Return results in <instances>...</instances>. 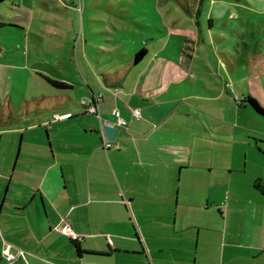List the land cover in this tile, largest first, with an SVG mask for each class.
I'll return each instance as SVG.
<instances>
[{"label":"crops","instance_id":"obj_1","mask_svg":"<svg viewBox=\"0 0 264 264\" xmlns=\"http://www.w3.org/2000/svg\"><path fill=\"white\" fill-rule=\"evenodd\" d=\"M235 1L201 0L198 14L210 26L198 20L200 39L214 35L208 28L221 18L247 13L252 35L264 30L254 28L264 23V0ZM191 14L198 18L193 7ZM232 26L250 46L239 55L253 46L262 61V41H248L245 24ZM60 79L69 86L0 115V229L25 250L13 260L0 255V264H264V129L241 101L251 93L264 105L259 94L225 96L201 81L211 94L198 106L154 81L137 86L139 99L124 81ZM100 92L96 110L87 111L80 97ZM114 108L128 123H115L107 147L101 128L115 119ZM55 112L70 115L54 119ZM66 220L82 234L83 252L59 229Z\"/></svg>","mask_w":264,"mask_h":264},{"label":"rangeland","instance_id":"obj_2","mask_svg":"<svg viewBox=\"0 0 264 264\" xmlns=\"http://www.w3.org/2000/svg\"><path fill=\"white\" fill-rule=\"evenodd\" d=\"M181 1L4 0L0 10L7 14L6 20H15L25 27L0 26V115L10 118L13 107L21 113L29 104L36 106L43 94L59 91L46 75L65 76L73 81H106V77L124 81L122 89L128 91L134 85L135 97L139 99L142 95L137 86L154 81L168 85L166 95L183 96L198 106L207 105L202 97L211 94L207 84L225 96H243L250 89L264 99V50L262 61L257 63L255 58L258 60L261 52L253 46L251 51L244 50L239 55V50L250 46L231 28L245 24L247 40H261L262 48L264 30L257 37L252 35L250 13L240 20L221 18L216 26L208 28L214 35L209 31V39H200L198 20L203 19L201 24L210 26L208 18L198 14L201 0H188L198 18ZM31 13L35 14L32 24ZM38 13L43 15L42 19ZM262 24L263 20L257 19L258 27L254 28L258 30ZM174 28L181 29L183 34L174 33ZM219 28L224 31L218 33ZM54 40L62 46L54 48L58 45ZM142 46L148 47L149 52L133 64L134 52ZM248 81L252 83L250 87L246 85ZM77 85L91 93L88 86ZM69 90L75 93L74 89ZM150 90L157 89H147ZM209 101L216 105V101ZM69 105L84 110L72 102ZM255 117V126L264 129V117ZM28 120L24 118L16 124Z\"/></svg>","mask_w":264,"mask_h":264},{"label":"built area","instance_id":"obj_3","mask_svg":"<svg viewBox=\"0 0 264 264\" xmlns=\"http://www.w3.org/2000/svg\"><path fill=\"white\" fill-rule=\"evenodd\" d=\"M99 96H101V92L95 94L94 97L92 96V97H84L83 98V101L90 103V105L88 107L89 111L93 112L96 110V108H97L96 101L99 98ZM133 111L135 114L140 113L139 108H134ZM113 114L115 115V119L108 120V122H111L113 124L118 123L120 125H125L128 123L127 119L120 113L119 109L114 108ZM69 115H70V113H68V112H65V113L55 112L53 117H54V119H59V118L66 117ZM101 132H102L103 144L107 147L110 146L112 143V139L107 136L103 127L101 128ZM59 229L62 232L68 234L73 239L79 240L82 238V234L80 232L76 231L72 227L71 223L67 220L63 221V223L60 225ZM0 239L2 241V245L0 248V255L2 257H4L6 260H13L16 257H18V255L22 254L25 251L23 247H14L13 244L11 242H9L4 237L1 229H0Z\"/></svg>","mask_w":264,"mask_h":264},{"label":"trees","instance_id":"obj_4","mask_svg":"<svg viewBox=\"0 0 264 264\" xmlns=\"http://www.w3.org/2000/svg\"><path fill=\"white\" fill-rule=\"evenodd\" d=\"M3 1L4 0H0V4ZM181 3L184 5V7L186 8L187 11L192 13V7L189 4L188 0H183V1H181ZM6 16H7V14H5L4 12H0V26H4L6 24H13V25L22 26L21 24L17 23L14 20H11V21L6 20V18H5ZM148 52H149V48L146 46H142L141 48L137 49L133 55V64H136L139 61L143 60V58L148 54ZM46 76L50 80V82L56 87L67 88L69 86V83L65 79L55 78V77H51L49 75H46ZM106 81H109V79L107 77H106ZM83 98L84 97L81 98L80 102L86 107V110L89 111L88 107H89L90 103L83 101ZM241 101L248 104L249 106H251L255 112H257L259 115L264 117V105L260 102V100L255 95H253L251 93H246L242 97ZM258 187H261V189L264 191V186H261L260 184H258ZM74 240L76 242V246H77L78 251L83 252L79 247L78 241L76 239H74Z\"/></svg>","mask_w":264,"mask_h":264},{"label":"water","instance_id":"obj_5","mask_svg":"<svg viewBox=\"0 0 264 264\" xmlns=\"http://www.w3.org/2000/svg\"><path fill=\"white\" fill-rule=\"evenodd\" d=\"M102 127H103L104 131L106 132L107 136L111 139L116 138V135L120 129L119 126H117L111 122H108V121H104L102 123Z\"/></svg>","mask_w":264,"mask_h":264}]
</instances>
